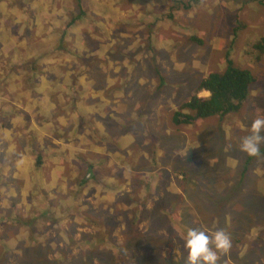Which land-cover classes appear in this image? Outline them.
Returning a JSON list of instances; mask_svg holds the SVG:
<instances>
[{"label": "rangeland", "instance_id": "374dc122", "mask_svg": "<svg viewBox=\"0 0 264 264\" xmlns=\"http://www.w3.org/2000/svg\"><path fill=\"white\" fill-rule=\"evenodd\" d=\"M145 3L150 14L132 7L131 0H0V103L10 108L11 123L5 128L19 132L26 127L20 121L40 119L39 110H46L55 99L52 121L61 117L66 124H56L57 129L66 135L80 116L69 101L71 95L80 86L86 90L91 76L97 94L104 81L108 87L116 86L115 70L121 80H128L131 72L125 74L131 67L140 76L132 78L130 100L138 87L144 94L153 92L162 98L163 89L154 90L153 79L160 81V88H172L168 97L151 108L160 115V133L150 135L158 133V128L150 117H142L149 136L142 137L136 149L120 143L98 170L99 179L105 180L110 168L132 165L128 172L133 177L125 188L130 187L133 196L123 198L121 190L110 201L106 188H89L88 196L98 199L97 210L89 205L79 215L77 201L69 216L61 218V225L42 214L37 220L25 216L17 222L15 208L5 209L1 216L8 219L0 220V238H14L22 225L27 237L22 251L0 239V264H70L82 255L97 264L109 249L130 246L137 235L139 242L151 235L164 239L158 255L163 264H187L184 237L190 228H204L209 234L222 228L230 234L232 247L217 264H264V159L252 157L245 165L248 155L240 150L251 122L264 117V0H200L192 10L169 9L167 17V7L160 1ZM71 19L72 24H67ZM150 21L155 27L147 30ZM226 53L235 67L248 69L253 77L240 108L221 118L213 115L190 124L169 123L166 116L176 108L175 101L190 96L208 73L221 71ZM148 73L153 79L141 83ZM117 92L114 99L125 101L123 92ZM84 97L90 100L88 93ZM138 104L134 100L128 106L140 120ZM79 160L76 165L84 170L82 177L86 167ZM90 173L96 175L95 170ZM70 187L74 190L67 181L66 194ZM52 192L51 198L25 193L24 213L31 206L36 218L43 210L60 213L61 201ZM96 211H101L99 219L88 220ZM92 222L99 223L98 230ZM32 233L41 242L29 246ZM141 252L127 248L123 257L137 264ZM155 261L160 263L158 258Z\"/></svg>", "mask_w": 264, "mask_h": 264}, {"label": "crops", "instance_id": "0c3cea01", "mask_svg": "<svg viewBox=\"0 0 264 264\" xmlns=\"http://www.w3.org/2000/svg\"><path fill=\"white\" fill-rule=\"evenodd\" d=\"M145 1L147 0H131V6L134 8L139 7L141 12L147 11V13L150 14V6L145 3ZM158 1H160L162 6L167 7L164 14L166 17L168 16L169 9H171V12L173 9H179V7L192 10L200 4V0ZM173 3L176 4L174 7L172 6ZM139 17L138 14L137 19H139ZM154 27L155 22L150 21L147 25V30ZM99 31L102 33V36L106 35L103 29H99ZM97 42L101 45L100 39H97ZM121 70H123V68H121ZM128 73H130L128 80H121V76L115 70V74L119 76L118 83L116 86L108 87L104 81L100 94L96 93L99 91L94 90L92 76L87 80L86 90L80 86V91H76V93L72 94L69 98V101L75 104L74 112L80 114V116L72 122L70 130L66 135H61L56 125L58 123L66 124V122H64L61 117H56L55 120L52 121L51 110L54 104H56L55 99L52 101L51 105L46 106V110H39L40 119L34 117L33 121L32 118L26 117L24 120L20 121V124L26 127L22 128L19 132H17V129L12 130L11 128H5L11 125L9 115L10 108L9 110L5 109L4 103H0V220L8 219L1 216V214L5 209L14 207L18 216L17 222H22L25 216L30 220H37L42 214L46 216L47 220L53 218L56 224L59 222L61 225L60 221L64 220L61 218L69 216L73 211L72 206H74L75 202H79V215H81L89 205L95 207L98 199L92 198L94 196H88V194L91 193L89 192V188L94 190H101L97 187L106 188L110 201H112L121 190L124 191L121 194L123 198L129 199L133 196L130 187L128 189L125 188L128 181H130L129 177H133V175L128 172L129 167L132 170L134 169L132 165L128 164V168H126V165L121 163L115 169L110 168V170L106 172L107 175L105 180L99 179L98 170L103 163L107 162L120 143L125 142L129 148L133 147L136 149L142 137L149 136L144 132L142 127L144 125L142 117H150L152 126L158 128V133L150 132V135L160 133L162 129V124L158 123L161 122V119L158 118L160 115L152 113L151 108L155 104V101L157 103L164 100L165 97H168L172 88L168 85L160 88V81L158 79H153L149 73L148 76H144L143 80L140 81L141 83H144L147 79H153L151 84L154 85L156 83V89L154 90L163 89L162 93H164V95H162L163 97L161 98V95L154 94L153 92L144 94L138 87L134 100L139 102V110L136 112L134 109V112H136V114L141 112V118L137 120L133 111L129 110L131 101L134 100H130L128 97L133 89L132 78L140 76L132 71V67L126 70L125 75ZM51 85L53 87L50 91L53 92L55 89L54 82H52ZM59 85L60 82H57V88ZM117 91L123 92L124 96H126L125 101L119 99L118 102L117 99H114V95L118 98ZM34 93L35 92H32L31 94ZM85 93L89 94L90 100H86L84 97ZM207 95L208 92L204 90L197 93L198 97H206ZM188 98L189 95H185L184 99L175 101L176 108L171 109L170 114L166 116V120H169V123H171L173 112L177 111V104H179V102L182 104L187 101ZM77 103L79 105H77ZM170 106H172V104H170ZM143 108L144 110L141 111ZM181 112L189 113L187 110H181ZM136 121H140V125H138ZM125 124L128 125V127L123 128ZM131 128L135 130L132 131ZM24 138L25 141L22 144L21 142ZM130 138H132L131 142ZM95 142H98V144H95ZM79 158H81L85 164L86 172L84 175L86 174L87 176L81 177L84 170L76 165ZM36 161L39 162L38 165H35ZM90 170H95L96 175L91 174ZM25 173L29 174L26 178ZM90 177H92V180H89ZM180 177H184V175L180 174ZM67 181L72 182L74 190L70 187L66 194ZM91 182L96 183V185L93 184V186L90 184ZM28 183L29 186L27 185ZM85 186H87L88 189ZM171 188L172 186H168L167 191H170ZM52 190H55V197L59 198L61 201L60 213L56 214L54 212L51 213L50 210H43L36 218L31 214L32 210H34L33 206L29 207V213H24L23 204L25 193L35 196L36 192H39L51 198L53 196ZM95 209L97 210V206ZM97 213H101V211L91 213L92 215L87 216V219H97ZM11 218L16 217L12 215ZM92 223L94 224L93 227L98 230L99 223ZM202 229L205 230L204 228L200 230ZM2 234L6 233L3 232ZM31 236L33 237V233ZM26 237L27 229L22 225L18 229V235L14 238L0 239L5 240L9 248L13 249L14 247L22 251L25 248L24 246H26ZM47 238L48 236L43 237L44 240ZM40 242V237L34 238L30 241L29 246L33 243ZM0 243H2L1 240Z\"/></svg>", "mask_w": 264, "mask_h": 264}, {"label": "trees", "instance_id": "16d2710c", "mask_svg": "<svg viewBox=\"0 0 264 264\" xmlns=\"http://www.w3.org/2000/svg\"><path fill=\"white\" fill-rule=\"evenodd\" d=\"M260 3L263 2L261 1ZM78 14H80V10ZM73 21L71 19L67 24L70 25ZM224 58L225 66L223 69L208 73L205 77L201 78L188 100L178 105L177 111L173 112L171 116V121L174 124H190L196 119L207 118L213 115L221 118L226 114L236 112L240 108L242 101L247 96L249 85L253 82V77L248 69L235 67L228 58L227 53ZM200 90L207 91L208 95L206 97H198L196 94ZM183 109L189 111V113L181 112ZM260 150L261 152L264 151V147ZM251 158L248 156L245 159V165ZM38 163L36 161L35 165H38ZM163 240L162 237L151 235L145 241L139 242L138 235L134 236L130 246H121L117 251L109 249L110 252L105 257L97 259V264H130L123 257L124 249L127 248H130V250H142L137 264H158L155 261L157 258L160 261L159 264H163L164 260L158 256L160 255V244ZM111 254L112 258L110 257ZM70 264H92V261L88 255H82L81 260L80 257L79 259H73Z\"/></svg>", "mask_w": 264, "mask_h": 264}, {"label": "clouds", "instance_id": "9594fccd", "mask_svg": "<svg viewBox=\"0 0 264 264\" xmlns=\"http://www.w3.org/2000/svg\"><path fill=\"white\" fill-rule=\"evenodd\" d=\"M264 144V117L255 118L250 124V133L241 140L240 150L250 157L264 159L260 147ZM187 264H217L221 254L232 247L230 234L222 228L212 233L194 228L188 229L184 237Z\"/></svg>", "mask_w": 264, "mask_h": 264}]
</instances>
